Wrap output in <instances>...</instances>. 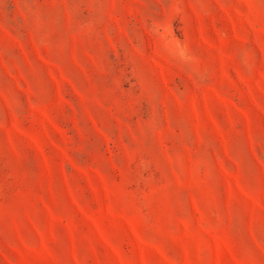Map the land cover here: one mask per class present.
I'll list each match as a JSON object with an SVG mask.
<instances>
[{
	"label": "rangeland",
	"instance_id": "374dc122",
	"mask_svg": "<svg viewBox=\"0 0 264 264\" xmlns=\"http://www.w3.org/2000/svg\"><path fill=\"white\" fill-rule=\"evenodd\" d=\"M0 264H264V0H0Z\"/></svg>",
	"mask_w": 264,
	"mask_h": 264
}]
</instances>
